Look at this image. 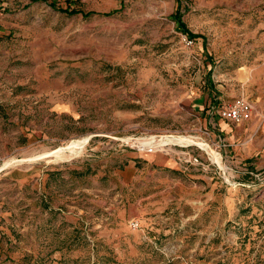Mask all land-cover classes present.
Returning <instances> with one entry per match:
<instances>
[{
  "label": "rangeland",
  "instance_id": "374dc122",
  "mask_svg": "<svg viewBox=\"0 0 264 264\" xmlns=\"http://www.w3.org/2000/svg\"><path fill=\"white\" fill-rule=\"evenodd\" d=\"M0 13V264H264V0Z\"/></svg>",
  "mask_w": 264,
  "mask_h": 264
},
{
  "label": "built area",
  "instance_id": "2783aa9c",
  "mask_svg": "<svg viewBox=\"0 0 264 264\" xmlns=\"http://www.w3.org/2000/svg\"><path fill=\"white\" fill-rule=\"evenodd\" d=\"M252 110V104L242 97L235 98L232 103L227 106L211 109V111H215L219 117L232 122H242L250 119Z\"/></svg>",
  "mask_w": 264,
  "mask_h": 264
},
{
  "label": "trees",
  "instance_id": "16d2710c",
  "mask_svg": "<svg viewBox=\"0 0 264 264\" xmlns=\"http://www.w3.org/2000/svg\"><path fill=\"white\" fill-rule=\"evenodd\" d=\"M31 1H35V0H31ZM54 6V4H52ZM61 12H66L68 14H76V13H79V10L77 9H71L69 10L68 8H65V9H61L60 10ZM90 14V12H88ZM173 18L174 20L177 22L178 24V27L184 32L186 33L189 37L193 38V37H196L195 34H192L189 32V30L187 29L185 23L181 20V14H180V11L179 10H176L174 13H173Z\"/></svg>",
  "mask_w": 264,
  "mask_h": 264
},
{
  "label": "crops",
  "instance_id": "0c3cea01",
  "mask_svg": "<svg viewBox=\"0 0 264 264\" xmlns=\"http://www.w3.org/2000/svg\"><path fill=\"white\" fill-rule=\"evenodd\" d=\"M211 110V109H210ZM220 128L219 129H224V126L221 123H216Z\"/></svg>",
  "mask_w": 264,
  "mask_h": 264
},
{
  "label": "bare ground",
  "instance_id": "6f19581e",
  "mask_svg": "<svg viewBox=\"0 0 264 264\" xmlns=\"http://www.w3.org/2000/svg\"><path fill=\"white\" fill-rule=\"evenodd\" d=\"M177 141H180V140H177ZM201 146H203L202 144H201ZM204 147V146H203Z\"/></svg>",
  "mask_w": 264,
  "mask_h": 264
}]
</instances>
